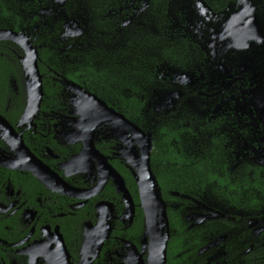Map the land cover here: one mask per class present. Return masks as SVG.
I'll use <instances>...</instances> for the list:
<instances>
[{"label":"flooded vegetation","instance_id":"af4514ba","mask_svg":"<svg viewBox=\"0 0 264 264\" xmlns=\"http://www.w3.org/2000/svg\"><path fill=\"white\" fill-rule=\"evenodd\" d=\"M236 2L229 1L227 9ZM141 7L142 0H0V32L26 37L38 51L43 84L50 79L58 86L43 87L38 114L32 122L23 121L26 54L14 40L0 39V115L12 128L0 127V264H160L154 251L158 233L147 232L138 172L126 158L128 149L141 157L139 144L126 127L109 119L90 123L84 136L87 121L79 101L85 100L84 91L96 94L68 79L64 68L59 73L51 67L52 62L72 63L75 58L68 53L83 45L87 28L114 29L119 36L114 45L120 46L126 28L138 24L129 13L134 10L136 17ZM227 9L220 12L217 27L227 19L222 20ZM153 17L151 28H159L158 15ZM190 18L177 10L160 22L178 32L200 28ZM255 44L240 50L233 41L226 43L236 48L227 66L213 52L219 72L212 96L220 101L225 93L236 95L232 117L219 119L221 112L211 116L214 112L207 109L210 119L204 120L206 112L188 105L204 119L182 126H201L207 136L186 138V151L178 155L184 157L183 167L156 160L157 126L143 130L137 125L151 135V169L166 205L165 264H264V94L261 107L249 96L239 102V86L253 85L248 82L253 74L248 65L234 62L237 53ZM195 81L184 82L186 93L197 91L190 90ZM213 90L199 94L208 97ZM173 96L156 103L154 111H173ZM207 150L216 154L214 170L205 161ZM191 173L200 176L199 183L191 182Z\"/></svg>","mask_w":264,"mask_h":264},{"label":"trees","instance_id":"16d2710c","mask_svg":"<svg viewBox=\"0 0 264 264\" xmlns=\"http://www.w3.org/2000/svg\"><path fill=\"white\" fill-rule=\"evenodd\" d=\"M151 2L152 0H144L147 6L142 5L144 12L138 9V16L135 17L134 10V14L129 13L128 19L132 18L133 22L138 24H131L126 28V36L120 46L114 45L115 41L119 40L118 34L113 33L114 29L87 28L85 35L80 39L83 45L78 51L71 50L68 53L70 58H75L72 63L52 62L51 67L59 73L65 70L68 79L96 94L143 130L156 125L153 141L155 159L159 162L169 161L170 164L177 161L183 167L184 157L178 155L186 151V138L207 136L203 132L206 129L201 126L186 128L182 126L183 123L192 119L203 120V117L199 118L198 111L202 113L207 109L214 112L211 116L221 112L219 119H225L224 116L229 117L227 119L232 117V95H236L231 92L223 94L221 103L218 101L219 97L212 96L218 87L216 74L219 72L216 68L219 62L213 60V52L217 53L215 57L221 58L226 66L232 61L227 58L234 57L235 54L222 47L227 43L220 37L222 28H217L218 23L207 20L203 14L199 15L193 0L189 1V9L184 10L180 9L184 0H165L158 7ZM177 10L186 11L191 17L190 24L200 28H185L180 32L177 31L179 28H162L166 24V21L160 22L163 15L172 14ZM259 13L262 16L261 9ZM157 15L159 28H151L153 16ZM97 20L100 24L103 23V16L98 15ZM199 43H203L202 48ZM181 44L189 46L188 71H183L180 66L163 56L165 50ZM213 44L216 45L215 48ZM234 62L248 65V72L253 74L252 80L248 81L253 85L239 86V102L245 101L248 96L255 101L264 94V77L254 75L264 73V47L253 46L249 52L240 54L238 59L234 58ZM62 68L64 70H61ZM203 75L205 79H201ZM189 78L196 79L195 86L190 90L196 88L197 91L186 93L184 82ZM43 85L46 90L58 87L50 79L44 80ZM210 88L215 90L209 92L208 97L199 94L200 91ZM172 94L173 100L176 101L174 110L164 108L155 112L154 105L169 100ZM188 105H193L198 111ZM206 115L204 120L210 119V113L206 112ZM173 121L179 125H173ZM190 145L195 147L196 143L191 141ZM206 153L205 161L209 168L214 170L216 154L210 150ZM196 161L198 165L201 164L199 157ZM188 177L194 184L199 183L198 174L191 173Z\"/></svg>","mask_w":264,"mask_h":264},{"label":"water","instance_id":"95a60500","mask_svg":"<svg viewBox=\"0 0 264 264\" xmlns=\"http://www.w3.org/2000/svg\"><path fill=\"white\" fill-rule=\"evenodd\" d=\"M202 13L204 14L205 12L202 11ZM252 13L251 9L248 10L247 7L242 6V10L230 17L225 28H222V32L220 33L221 39L224 40V38L232 37L231 40L234 42L235 47L240 50L250 47V41L255 40L258 36L257 21L252 17ZM1 38L14 40L25 51L24 67L29 76L27 80L28 102L22 120L32 122L40 110L44 96L43 80L38 67V51L32 47L31 43L23 35L11 31L0 32ZM84 94L86 95L85 100L79 101L83 121H87L84 136H88L87 129L90 123L94 122L97 124L102 120L109 119L126 127L139 144L141 157H138L133 150L128 149L126 158L128 163L138 172L137 184L140 190L142 208L145 213L147 232L152 235L158 233V243L155 245L154 251L159 255L160 264H165L169 238V222L165 202L161 196L156 177L151 169V135L142 131L122 113L109 107L105 101L96 95L86 91H84ZM262 98L263 95H260L255 99L257 107H261L260 103ZM0 127H5L7 132L12 131V128L1 115ZM88 130L90 131L91 129ZM7 137L9 138V135ZM22 145L23 143L21 141L19 146L25 150Z\"/></svg>","mask_w":264,"mask_h":264},{"label":"rangeland","instance_id":"374dc122","mask_svg":"<svg viewBox=\"0 0 264 264\" xmlns=\"http://www.w3.org/2000/svg\"><path fill=\"white\" fill-rule=\"evenodd\" d=\"M164 1L165 0H152L151 3H153L154 6L158 7V6L162 5V3ZM189 1L190 0H184L180 9H182V10H184L185 8L189 9ZM229 1H231V0H193L195 8L197 10H199L198 14L202 15L203 14L202 11H204L205 12L203 14L204 17L207 18L209 16L211 22H215V23H218L216 21H217V18H219V16L221 15L220 12L227 9V4ZM142 2H143L142 3V5H143L144 0H142ZM144 5H146V4H144ZM242 6L247 7L248 10H250V9L252 10V12H253L252 17L256 19L257 25H258V36L255 40L250 41V46H251V42H254V43L257 42V44L260 47H264V0H237V2L235 4L233 3L232 5H230L228 7L227 11L223 12V14L224 13L225 14L222 16V20H224L225 17L227 19H225L222 22L221 26L217 27V28H225L226 23H228L227 20H229V18H230V17L228 18V15L231 14V17H232L233 15L237 14L240 10H242ZM259 9H261V11L263 12L262 16L259 13ZM141 12H144V11L142 10ZM254 13L257 14L258 16H255ZM217 26H218V24H217ZM231 39H232V37L224 38V40L227 43L231 42L232 41ZM257 44H255V46H258ZM215 46L216 45L213 44V47H215ZM222 47H225L227 50L230 49V52H231V49H233V47L231 48V46H229V45H225ZM249 48L250 47H248L247 49H244V50H249ZM233 50L235 51L236 48ZM188 54H189V46L182 45V44L179 46H176V47H170L163 52V56L165 58H167L172 63L180 66L183 71L189 70L188 69L189 67L187 64L188 58H189V56L187 57ZM233 54H235V53H233ZM240 54H243V52L240 51L239 53H237L238 58H239Z\"/></svg>","mask_w":264,"mask_h":264}]
</instances>
